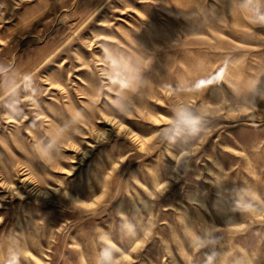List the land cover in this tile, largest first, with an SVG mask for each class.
<instances>
[{
	"label": "rangeland",
	"instance_id": "374dc122",
	"mask_svg": "<svg viewBox=\"0 0 264 264\" xmlns=\"http://www.w3.org/2000/svg\"><path fill=\"white\" fill-rule=\"evenodd\" d=\"M0 264H264V0H0Z\"/></svg>",
	"mask_w": 264,
	"mask_h": 264
},
{
	"label": "clouds",
	"instance_id": "9594fccd",
	"mask_svg": "<svg viewBox=\"0 0 264 264\" xmlns=\"http://www.w3.org/2000/svg\"><path fill=\"white\" fill-rule=\"evenodd\" d=\"M183 118H184L186 121L192 123L193 125L195 124V121L192 120L190 117H188L187 114H183Z\"/></svg>",
	"mask_w": 264,
	"mask_h": 264
}]
</instances>
